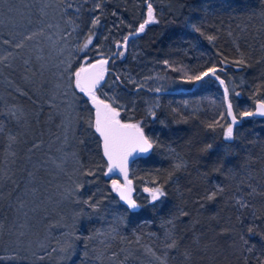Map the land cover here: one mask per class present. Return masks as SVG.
Segmentation results:
<instances>
[{
	"label": "snow or ice",
	"instance_id": "snow-or-ice-1",
	"mask_svg": "<svg viewBox=\"0 0 264 264\" xmlns=\"http://www.w3.org/2000/svg\"><path fill=\"white\" fill-rule=\"evenodd\" d=\"M108 2L109 0H71V2L70 0H59V6L63 8L65 14L69 10L75 13V18H69L67 21L73 27L70 31L65 29L66 35H63L61 39L67 40L68 38H73L80 41L75 52L84 53L83 56L73 55L71 60H61L60 65L57 66L61 78H66L68 82V91L64 95L67 96L68 92H71L73 97L82 96L85 98V104L90 105L91 110L89 115L86 118H81L83 125L81 136L95 138L103 161V166L89 165L87 161L81 159L78 152L71 151V159L75 165L72 176H75V179L72 180V177H69L71 184L65 189L64 198L75 206V218L88 220L93 218L98 220L105 219L106 214H110L108 208L112 203L110 200L112 194H115L118 200L127 205L130 210H137L142 207L133 196L136 189L133 179L129 178V163L132 158L148 154L154 148L160 147L158 137L154 138L146 132V128H148L146 119H151L153 122L167 127L164 120L157 118V112L161 109L158 97L145 108V118H136L137 97L141 90L146 88V84L137 81L131 74L124 75L115 71L114 67H112L117 60L122 61L126 59V56L129 54L130 40L145 34L150 26L162 24L164 9L160 7V0H140L143 4L144 15L136 21L135 26L119 16L118 12L114 10L111 15L116 17L118 22H114L111 28H106L102 20L106 15L105 6ZM48 6L50 5H46L45 7ZM180 7H187L190 12L208 11L206 4H189L187 0H180ZM228 7L231 8L233 6L229 3ZM257 7L264 11V0H258ZM167 10L172 12L173 15L176 14L171 8V3H169ZM85 14L87 15V19L84 18ZM21 15H25V13H21ZM192 19L185 18L184 35L199 34V36H205L202 28L197 23L192 22ZM169 23H174V21H169ZM121 25L129 29V31L120 40L114 42L116 50L102 51L100 30L105 29L110 35L112 31L119 29ZM48 27H51V25ZM44 35L43 28L34 31L25 27L16 35H13L11 39H5L3 43L8 45L12 51H9L7 55L0 56V65L12 67L9 58L11 57L14 61L16 59L14 53L24 56L33 47L39 48V41ZM108 38L107 35L102 36L104 40H108ZM206 39L212 42L216 39V36L207 35ZM94 41L96 42L94 43ZM90 51L94 55H88ZM42 59L41 55H36L37 61ZM77 60L79 63L73 67V63ZM23 63L29 65L30 58L24 59ZM157 63L163 64L172 71H184L186 75L185 82L187 83L201 84L207 83L209 80L218 82L223 90L224 111L219 112L211 121H200V123L207 132L217 133V130H220L218 135L222 141L219 148L221 162L236 155L235 149L244 140L242 135L244 121L255 117L264 118V94H261L259 89L257 90L256 95H259L261 98L256 99V95L253 96L255 100L254 109L239 110L238 108H234L232 97H239L241 93L235 90V84L230 88L228 81L221 78V73L227 72V68L224 66L226 64L235 65L238 69L251 67L249 57L240 52L237 59L229 61L227 57H224L219 65L217 63H209L191 69L174 67L175 62L169 59H162L157 61ZM44 67L42 64L41 70ZM189 71L191 72L190 75L187 74ZM144 79L152 78L145 77ZM126 84H132L135 87L130 90L126 87ZM121 88L123 89L122 91L120 90ZM105 89L109 91H105ZM147 90L155 93L162 91L159 87L147 88ZM23 94L26 95V93ZM144 103L147 104V101ZM184 106L187 107V102H184ZM172 112L174 115L182 116L178 108H173ZM193 118L198 120L195 113H193ZM12 120H15L17 123L21 122V116L18 114L17 109L11 108L6 112L0 113V140L6 139L7 143L4 150L11 157H15L14 146L20 143V137L10 129H7L3 123V121L10 122ZM180 122L188 123V118L183 117L182 120L176 121V123ZM63 127L65 129L63 137L65 144L68 142L69 129L73 130V139H77L74 134V121H68ZM215 139L213 137L212 143L201 144L198 149L200 156H205L213 151ZM77 143L78 145H84L85 139H77ZM248 143H251V141ZM41 147L42 142L37 143L33 141L29 152H34ZM60 150L63 151V149ZM169 150L173 153L175 162L172 164V170L167 174V178H153L151 181L152 186H145L142 189L143 192L147 193L148 204L153 209H160L161 211L166 206L169 196V191L167 190L169 182L178 184L180 177H177L175 181H173V177L177 173L186 172L190 166L187 160L175 152V149L170 148ZM64 156L66 158L68 152H64ZM66 162V159H62L58 167L63 168V164ZM215 170L219 172L220 168L218 167ZM29 175L31 176L32 173H29ZM101 175L107 178V192L100 187ZM5 179L11 181L13 184L15 183L12 175L0 170V181ZM91 185H96L95 190L90 187ZM237 191L241 194L232 196L228 203L237 213L238 231L231 227H222L217 231L211 225L202 226L200 218L194 215L193 212L179 209L178 216L172 215L164 220L167 229L162 234L163 245L161 254L157 255L154 250L149 249L155 259L160 264H202L197 258L207 256V250L210 249L212 244L217 242L216 238L218 236L230 237L233 239V242H235V237L238 236L245 246V253H251L254 248V245L249 243L250 237L260 236L261 242L264 243V233L259 231L262 225H264V217L257 215L255 205L250 199L246 198V196H264V186H260L259 188L255 186V177H252L246 185L242 182ZM245 191L246 196L244 194ZM224 195V186L216 184L212 189L205 191L202 196H198L193 203L197 206V212H199L206 207V204L215 203L218 198ZM210 219L219 223L216 215L211 216ZM246 219H248V223H245ZM178 220L180 224L185 226L183 229L179 227ZM257 221H261L262 223L257 224ZM205 227L207 230H205ZM111 231L115 232L116 229L112 228ZM63 234L70 236L71 239L67 240L63 247L59 248V252L64 254L62 259L70 260L75 250L74 241L80 240L81 235L76 233ZM103 234L97 231V235ZM84 239L91 240L94 237L89 235ZM204 241H209L210 243L206 245ZM137 242H139V238H137ZM88 247V244L85 243L84 248L87 249ZM56 251V248H52L48 254L50 255L51 252ZM116 255L113 252L112 258L114 259ZM83 256L85 259H88V251H85ZM7 259L12 261L16 257L11 256ZM40 259H44V256H41ZM96 259L99 260V257H96ZM257 260L258 264H264V259L257 258ZM4 261L5 257L0 256V264H4ZM245 264H248L247 260Z\"/></svg>",
	"mask_w": 264,
	"mask_h": 264
},
{
	"label": "rangeland",
	"instance_id": "rangeland-1",
	"mask_svg": "<svg viewBox=\"0 0 264 264\" xmlns=\"http://www.w3.org/2000/svg\"><path fill=\"white\" fill-rule=\"evenodd\" d=\"M114 2H120L123 8L131 11L133 7L138 6L139 11L141 10L138 18L144 15L140 0H114ZM46 5L50 6L45 7ZM168 5L169 3L165 2V6L168 7ZM171 8L175 11V15H180L179 5L175 4ZM106 10L105 6V13ZM69 18L74 19L75 13L69 10L65 14L63 8L59 6V0H2L0 2V21H2L0 23V56L12 51L3 41L11 39L25 27L34 31L43 28L45 33L39 41V48L33 47L24 56L14 53L16 59L13 61L11 57L9 58L12 67L0 65L1 113L15 108L21 116L20 123L15 120L3 121L7 129L20 137V143L14 146L15 157H11L4 150L6 139L0 140V148L3 152L0 170L12 175L15 181L14 184L6 179L0 181V226H2L0 227V256L5 257L4 264H122V262L123 264H160L149 249L154 250L157 255L161 254L162 234L167 229L164 220L161 221L156 232L135 233L129 230L126 218L128 209L125 207L127 205L119 201L115 194L110 197L112 201L108 208L110 214H106L105 219L99 220L75 218V206L64 198L65 189L71 184L69 177L71 176L72 180L75 179V176H72L75 165L71 159V151L78 152L81 157V145H78L77 139H85V142L88 140L81 136L83 127L81 118H86L91 110L90 105L85 104L84 97L79 95L73 97L71 92H68L67 96L64 95L68 91V82L66 78H61L57 67L61 60H71L73 55H84V53L75 52L80 41L73 38L61 39L63 35H66L65 29L70 31L73 27L67 22ZM84 18L87 19L86 14ZM254 20L258 22L257 27L264 34V13L260 12ZM49 25L51 27H48ZM239 29L238 33L244 32V28ZM99 34L101 50L115 51L114 42L117 41V35L114 33L109 35L105 29H101ZM104 35L109 37L108 40L102 39ZM142 36L134 37L129 41V54L133 52L134 68H130L127 64L125 67L122 66L124 60H117L112 67L124 75L131 74L137 81L145 83L146 88L165 87L167 79L165 73H162L164 65L157 63V59L148 58L147 53L143 55L140 50L145 43L141 39ZM122 37L123 35L117 38L120 40ZM37 54L43 59L37 61ZM88 55H94V53L90 51ZM29 58L30 64L25 65L23 60ZM78 63V60L75 61L73 67ZM42 64L45 66L43 70H41ZM144 71L147 72L144 74L142 73ZM145 77L152 79L145 80ZM221 77L228 81L230 88L235 84L236 91L239 87L247 85L244 77L234 70L229 69L226 73H221ZM185 80L173 78L171 87L177 89L192 86V83H187ZM211 85L219 84L209 80L207 83L198 84V88L202 89ZM126 87L131 90L135 85L126 84ZM105 91L109 90L105 89ZM157 97L161 101L159 93L149 92L140 98L137 97V103L141 101L146 108ZM145 101L147 104L144 103ZM207 101L202 97H189L177 102L183 106L184 110L191 112L203 108L219 112L218 98L211 97ZM184 102H187V107L184 106ZM70 120L75 122L74 134L77 139H73V130L69 129L68 142L65 144L63 125ZM219 131L218 129L215 133L216 136ZM33 141L42 142V147L29 152ZM64 152H68L66 158ZM62 159L67 161L63 164V168L58 167ZM97 165L102 166V164ZM29 173L32 175L30 176ZM243 173L244 176L248 175L244 181L245 185L252 177H255V186L258 188L264 186L259 172H256L253 167L248 165ZM152 180L153 178L140 179L138 183L133 180L136 189L133 196L136 200V195L147 194L142 189L145 186L151 187ZM90 187L95 190L96 185ZM100 187L107 192V187L101 181ZM244 194L246 196V193ZM246 198L249 199L247 196ZM112 228L116 231L112 232ZM97 231L104 234L97 235ZM62 233L81 235L80 240L74 241L75 250L70 260L62 259L64 254L59 252V248L71 239L70 236L62 235ZM89 235H92L94 239H84ZM85 243L89 246L87 249L84 248ZM52 248H56L57 251L49 255ZM85 251L89 253L88 259L83 256ZM113 252L117 254L114 259ZM11 256H15L16 259L8 260L7 258ZM41 256H44V259H40ZM96 257H99V260Z\"/></svg>",
	"mask_w": 264,
	"mask_h": 264
},
{
	"label": "trees",
	"instance_id": "trees-1",
	"mask_svg": "<svg viewBox=\"0 0 264 264\" xmlns=\"http://www.w3.org/2000/svg\"><path fill=\"white\" fill-rule=\"evenodd\" d=\"M160 2H162L160 3L161 9H164L163 22L161 25L150 26L149 30L143 34L141 39L145 43L142 49L140 48L143 55L147 53L148 58L158 61L169 59L175 62L174 67L191 69L202 64L217 63L219 65L224 57L231 61L239 58L240 52H243L249 57L251 67L238 69L232 64L224 66L227 70L240 73L247 83L246 86L238 88L237 91L241 95L233 98L234 108L239 110L254 109L253 96L256 95L258 89L261 94H264V34L258 29V22L254 20V17L264 11L257 7L258 0H187L189 4H206L208 11L190 12L187 7H183L179 16L168 11L165 2L171 3V6L175 4L180 6V0H160ZM229 3L233 7H228ZM106 7V15L102 18L106 28H111L114 22H118L116 17L111 15L114 10L133 26L139 20L138 15L141 10L139 11L138 6L133 7L131 11L123 8L120 2L115 3L114 0H109ZM186 17L193 18L192 22L202 28L205 36H199V34L185 36ZM169 21H174V23H169ZM239 28H244V32L238 33ZM114 31L112 33L117 35L116 40H118L117 37L124 35L129 29L121 25ZM207 35H215L216 39L209 42L206 39ZM132 57L133 52L122 62V66L125 67L127 64L130 68H134ZM162 73L166 75L167 85L162 87V91L159 93L161 109L157 112V118L164 120L167 127L153 122L151 119H146L148 124L146 132L154 138L158 137L160 147L154 148L147 156L138 157L131 163L130 178L137 183L140 179L167 178V174L172 170V164L175 162L170 148L175 149V152L187 160L190 166L186 172L177 173L173 177V181L180 177L178 184L169 182L167 188L169 196L162 211L153 209L148 204L147 194L136 195L137 203L142 206L140 209L130 210L125 206L128 209L126 218L129 230L135 233L156 232L161 221L172 215L178 216V210L183 209L198 216L202 226L211 225L217 231L222 227H231L238 231L237 213L228 201L232 196L241 194L237 189L240 188L242 182L245 184L244 181L248 175L244 176L243 172L248 165L259 172L260 178L264 181V170H262L264 167V118H251L244 121L242 132L244 140L235 149L237 154L221 162L219 148L222 141L219 135L207 132L200 123V121L209 122L219 112L224 111L221 86L211 85L199 89L198 84H192V86L176 89L171 87L172 79H186L185 72L172 71L163 66ZM187 74L190 75L191 72L189 71ZM140 76L143 77L141 74ZM147 93L149 91L146 88L140 92L138 97ZM189 97H202L206 99V102L211 97L218 98L220 110L217 113L209 108L192 112L184 110L177 101ZM259 98L261 97L256 95V99ZM173 108L180 109L182 116L174 115ZM193 113L198 117V120L193 118ZM183 117L188 118V123H176ZM136 118H145V107L141 101L137 103ZM213 137L216 138L213 151L205 156H200L198 149L201 144L212 143ZM249 141L251 143H248ZM80 149L82 159L89 165L102 164L103 166L100 149L97 147L95 138L88 137ZM2 157L3 152L0 148V160ZM218 167L220 168L219 172L215 170ZM100 181L107 187L106 177L101 175ZM216 184L224 186L225 195L218 198L215 203L206 204L204 209L197 212V206L193 201ZM249 199L255 205L257 215L264 217V197L255 196L249 197ZM213 215L217 216L219 223L210 219ZM248 222L246 219L245 223ZM177 223L181 229L185 227L179 223V220ZM261 223V221H257V224ZM205 230H207L206 227ZM259 231L264 233V225ZM216 240L217 242L207 250L206 257L197 258L202 264H245L246 260L248 264H258L257 258L264 259V243L261 242L260 236L249 238V243L254 245L251 253H245V246L238 236L235 237V242L227 236H218ZM204 243L207 245L210 242L204 241Z\"/></svg>",
	"mask_w": 264,
	"mask_h": 264
},
{
	"label": "water",
	"instance_id": "water-1",
	"mask_svg": "<svg viewBox=\"0 0 264 264\" xmlns=\"http://www.w3.org/2000/svg\"><path fill=\"white\" fill-rule=\"evenodd\" d=\"M255 118H261V117H255ZM148 154H150V153H148ZM148 154H143V155H140V156H136V157H134V158H132V159L130 160V163H129V178H130V166H131V163H132L136 158L141 157V156H147ZM130 179H131V178H130Z\"/></svg>",
	"mask_w": 264,
	"mask_h": 264
}]
</instances>
